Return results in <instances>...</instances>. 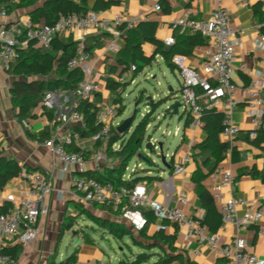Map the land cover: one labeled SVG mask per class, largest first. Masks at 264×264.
Returning <instances> with one entry per match:
<instances>
[{"label": "crops", "instance_id": "obj_1", "mask_svg": "<svg viewBox=\"0 0 264 264\" xmlns=\"http://www.w3.org/2000/svg\"><path fill=\"white\" fill-rule=\"evenodd\" d=\"M20 1L12 0L13 4L11 7H8V13L5 16L1 15V10L6 6L0 5V24L16 20L23 22L32 20L31 12L42 6L44 2V0H36L34 3L25 5L24 3H20ZM222 1L231 11L232 25L240 27L243 31L234 37V81L241 88L252 80L260 82L264 86V41L260 37L261 33L264 32L262 30L264 19L261 20L255 15V6L257 4L262 5V3L260 0H249V3L246 5L245 2L247 0ZM96 2L97 0H89L88 5L93 7ZM156 4H160L162 9L159 11L155 10ZM215 8V0H115L114 3H110L107 7L100 9L104 11V16L108 18H113L115 15L120 14L125 20H135L137 23L142 20L155 21L158 25L156 37L158 40L164 41L167 36L173 35L175 37L176 34L183 32L179 28H173V22L176 19L182 17L206 19L212 15ZM79 35V32H74L62 37L75 41ZM85 38L86 45L93 46L90 50V65L93 67L92 78L98 81L99 85V90L93 93L91 101L95 102L99 107L117 105L115 103V94L107 88V80L108 78H112L119 82H127L129 78L133 79V72L129 70L122 73L123 66L117 62V56L121 49L126 46V40L123 35L117 36L101 28L86 31ZM111 42H115L120 46V50L117 53H111L107 50V45ZM206 43L197 46L192 55L184 56L186 65L194 68L201 67L207 57L205 53ZM143 49L146 55H152L155 46L151 43H145ZM159 58L161 62L158 63L161 67V63H165L163 57L160 55L156 56L155 61ZM242 63L246 64L247 70L243 71L241 69ZM116 66V71L112 70ZM175 70H179V68ZM18 78L21 77L16 76L0 62V149L4 156L17 160L24 169L39 170L48 174L50 176L51 190L48 194L49 212L38 223L39 233L37 237L27 245H22L16 241L9 247L19 245L21 248L17 264H50L53 260L61 262L69 256L62 257L59 254L64 237L76 226L78 229H81L83 226L81 232H78V229L74 232V235L80 237L82 242L74 250L78 251L76 264H98L104 252L102 249H98L96 252L94 248L89 247L91 244L96 243L95 238L89 231L92 229L102 231L103 233L109 232L102 229L86 213L82 212V206L92 214L118 222L126 221L120 217V214L116 215L113 210L99 209L94 204L84 202L77 195L72 182L73 177L79 174V171L76 169H66L60 159L43 144L44 139L50 137L55 130L54 126L56 124L62 125V131L64 132L72 129L71 124H62L58 121V118L64 113H69L71 110H77L79 99L72 94L73 91L51 90L46 95L52 93L53 101L51 105L47 104L46 106L53 110L54 118L50 119L49 115L43 112V105L40 104L34 109L36 113L35 117L21 122L15 116L16 111L12 103L10 91L12 83ZM121 78H123V81L120 80ZM237 97L244 99L243 92H239ZM111 99L113 100V104L110 103ZM248 107L245 101L240 102L233 113L235 123L240 127V132L233 141H228L220 134L222 141L230 143V149L227 151L226 158L220 163L218 169L228 168L234 172L238 181L234 195L237 198H244L248 201V204H238L236 206V213L238 215H243L249 209L262 208L264 211V181L261 178H255L250 173L254 168L258 171H264V147L260 148L246 139L247 132L253 129ZM181 117L183 119L184 132L177 148H180L181 151L178 152L176 150L172 153L171 168H159L157 172L150 168L148 170L142 169L140 173L141 175H146V180L144 181L148 184L149 198L156 199L170 206H178L189 214L203 213L205 215L193 174L198 167L203 172L208 171V168L203 166V159L206 153L199 154L200 149L198 148V145L206 139L207 132L204 125L194 126L190 124L186 126V116L182 114ZM177 129L180 132L179 126ZM73 146L85 148L88 158L97 148L96 143L90 137L83 136ZM186 155H191L188 162H184ZM110 157V164L106 166L118 164V158L115 155H110ZM175 163L184 164L186 168L184 174L179 175L174 172L172 164ZM85 171L88 174L98 171L91 158L86 162ZM216 171L210 174L203 182L204 186L211 193L217 182ZM28 188V182L17 176L11 179L3 189L0 188V201L4 199L7 193L12 191L20 197ZM182 189L189 196V201L186 204L176 201V195ZM216 203L221 212V207L217 200ZM71 216L76 219L74 226L70 230L65 231L61 238L62 227L66 223L65 219ZM84 218H88L93 224H80L79 221ZM157 225L158 222L156 220L149 225V235H153L158 231ZM260 226L264 227V213L259 225L237 227L234 224H229L225 229H222L220 226L218 231L221 233L222 243H229L235 235H239L247 239L251 252L264 257V236L259 234ZM176 229L178 230L175 242L176 246L182 252H186L193 261L199 264H217L219 260L225 259L218 254L217 249H213L206 243L201 244L193 237H190L187 229H179L176 226L169 225L165 231L167 233H174ZM84 233L89 234L94 241L92 243L86 242L83 236ZM84 248L85 251L83 250ZM138 248V252H140L142 249ZM88 253H91L92 256L86 259L85 254ZM156 259V257H153L149 264L154 263ZM171 264H178V262Z\"/></svg>", "mask_w": 264, "mask_h": 264}, {"label": "built area", "instance_id": "obj_2", "mask_svg": "<svg viewBox=\"0 0 264 264\" xmlns=\"http://www.w3.org/2000/svg\"><path fill=\"white\" fill-rule=\"evenodd\" d=\"M216 8L209 18L194 19L182 17L173 22V28L181 31L192 30L201 33L206 38V59L200 68L190 67L185 64L183 55H176L174 63L179 67L182 77L179 89V98L182 102L183 114L192 115L191 125L203 126L201 119L204 108H215L225 114L224 129L221 134L233 141L240 132V127L235 123L234 111L240 102L248 104V111L252 118L253 129L250 138L258 135V130L264 129V95L262 83L252 80L244 87H240L233 78L235 46L234 37L242 33V29L231 23V11L222 0H215ZM261 9L264 11V0H260ZM249 0L245 2V5ZM8 7H3L1 15L8 13ZM162 9L160 4L155 5V10ZM135 20H125L120 14L113 18L104 16L101 9L89 10L86 14L71 12L61 14L54 23H35L32 20L23 22L16 20L10 23L0 24V62L10 69L12 63L18 57V50L28 49L31 41L36 45L50 48L56 37L79 32L75 41L77 50L69 60L70 68H80L84 79L78 88L72 92L77 98L91 100L93 93L99 90L98 81L92 78L93 67L90 65L91 52L86 49L85 33L92 29H104L117 36H122L123 30L131 29L136 25ZM125 26V29H122ZM261 26V25H260ZM264 41V32L261 33ZM176 39L173 35L167 36L164 43L171 46ZM107 50L117 53L120 50L115 42L107 45ZM243 71L247 70L245 63L241 64ZM136 70L133 64L130 69ZM123 81V78L120 79ZM133 81V80H132ZM198 89L200 92H198ZM243 92L244 99L237 94ZM53 101V94L49 93L44 98V104ZM117 117V105L100 107L96 119L100 127L90 138L96 143L97 148L89 158L93 160L96 169L103 172L106 165L110 164L111 157L108 153L109 139L112 135V127H118L121 122H115ZM62 124H71L72 129L62 131V125H55L51 136L44 139L43 144L65 165L66 169H76L79 174L72 179L77 195L86 203H102L119 212L120 217L134 230L140 231L149 224L145 210H151L158 222L157 230H166L169 225L179 229H187L190 237L199 243H206L218 254L227 260V264H264V257L251 252L246 238L235 235L229 243L221 242V233L210 232L203 222L204 214H189L178 206H170L166 203L151 199L148 196V184L146 181L129 186L126 183L116 187L111 182H102L98 178L86 173L85 165L88 161L87 150L82 147L70 149L76 141L82 138L80 128H86L84 114L79 110H71L59 116ZM79 128V129H77ZM118 132H120L117 129ZM179 129L174 135H179ZM151 140V138H150ZM154 147L159 149L158 141H152ZM113 150L120 148V143L112 145ZM191 155H186L188 162ZM176 174H184L186 168L183 163L172 164ZM141 163L134 165L131 171L124 175L126 181L131 179V173L139 171ZM128 170V169H127ZM217 182L212 194L220 204L222 213L221 228L225 229L229 224L237 227L259 225L263 217V209H249L243 215L236 213L238 204H248L244 198L234 195L238 184L234 172L228 168H220L215 173ZM25 179L29 188L20 197L14 191L7 193L1 205L8 204L5 212L0 213V264H17V259L6 250L12 243L18 241L22 245L29 244L38 233L40 219L49 212L48 194L51 190L50 176L39 170L22 169L19 176ZM176 201L186 204L189 196L185 190H180L176 195ZM259 234L264 236V227L260 226ZM98 264H106L99 261Z\"/></svg>", "mask_w": 264, "mask_h": 264}, {"label": "trees", "instance_id": "obj_3", "mask_svg": "<svg viewBox=\"0 0 264 264\" xmlns=\"http://www.w3.org/2000/svg\"><path fill=\"white\" fill-rule=\"evenodd\" d=\"M36 0H21L20 3L29 5ZM89 0H44L43 5L31 12L32 21L35 23L52 24L61 14L71 12H79L86 14L90 9H100L107 7L115 0H97L93 7L88 5ZM162 2V1H161ZM99 3H103L100 4ZM12 0H0V5L6 7L12 6ZM255 15L261 20L264 18V11L261 10V5L255 6ZM43 20V22H42ZM157 23L151 20H142L133 28L123 30V36L126 40V46L121 49L117 56L118 64L123 66L122 73L131 69L133 64L136 65V70L133 71L134 80L145 66L152 65L156 56L160 55L164 59V63L173 71L179 68L173 61L176 55L188 56L192 55L194 49L199 45L206 43V38L201 33L192 30H186L175 35V43L167 46L164 41L158 40L156 37ZM125 26H122V29ZM264 30V26H262ZM151 43L155 46L152 55H146L143 45ZM68 44L67 50L63 53L64 46ZM78 47L77 41L73 39H65L64 37H56L50 48H45L36 45L35 41L30 42L28 49H19L18 57L12 63L10 70L21 78L16 79L10 88L12 103L15 108L16 118L23 122L29 118L36 116L35 108L38 105H43V112L49 115L50 119L54 118L53 110L49 109L44 104V97L48 91L60 89L65 91H75L79 84L84 79V74L80 68H70L69 60L74 56ZM93 46L86 45L87 50H91ZM117 66L112 68L116 71ZM127 82H119L112 78L107 80V88L115 94V103L117 96L121 95L127 87ZM198 92L200 90L198 89ZM144 98V97H143ZM170 96H165L151 103V110L147 112L141 121L130 131V128L123 133L118 132V127H112V135L109 139L108 153L115 155L118 158V164L114 166H106L104 171L90 172L102 182H111L116 187L126 183L133 186L135 183L146 180V175H141L140 170L131 173V179L126 181L123 177L127 173V169L131 160L142 148L147 126L154 120L155 112L160 108ZM99 106L91 101L80 99L77 105V110L84 114L86 120V128H77L83 137H90L98 131L100 123L96 119ZM201 119L204 128L207 132L206 139L198 145L200 153H206L203 159V166L208 168L207 172H203L201 168H197L193 174V179L196 182V189L202 202V207L205 210L203 222L209 227L211 232H217L222 225V213L217 207L216 199L213 194L204 186V180L214 173L220 163L226 158V153L230 149V143L224 142L220 138V134L224 129L225 114L219 110L212 108H204ZM124 121L121 122V124ZM193 122L192 115L186 116L185 125L189 126ZM29 133V132H28ZM246 139L254 145L264 147V129L258 130V135L250 138V131L246 134ZM116 142L120 143V148L113 150L112 145ZM72 150L77 149L73 145ZM235 151V149H233ZM153 163V162H152ZM23 167L17 160L6 157L0 149V188H4L6 184L13 178L19 176ZM31 171V169H27ZM250 173L255 178H261L264 181V171L253 169ZM99 209H107L112 211L110 206L102 203L94 204ZM8 204L0 205V213L5 212ZM114 211V210H113ZM82 212L86 213L98 226L108 231L114 236L117 241H122L124 237H129L135 246L142 250L135 255L134 259H120L118 264H149L153 257L156 261L152 264H199L193 261L186 252H182L175 244L178 230L174 233H167L165 230H158L153 235L148 234L149 225L155 222V217L151 210H145L144 213L149 219V224L146 228L136 231L126 222H118L100 215L92 214L88 209L82 206ZM117 215L119 212L114 211ZM61 231V238L65 231L70 230L74 226L75 217L65 219ZM139 233V236L136 235ZM86 242L92 243L94 240L89 234H83ZM16 259L20 254V246L7 247ZM78 251H74L66 259L61 262L53 260L50 264H76L78 260ZM225 261V262H224ZM217 264H227V260H219Z\"/></svg>", "mask_w": 264, "mask_h": 264}, {"label": "rangeland", "instance_id": "obj_4", "mask_svg": "<svg viewBox=\"0 0 264 264\" xmlns=\"http://www.w3.org/2000/svg\"><path fill=\"white\" fill-rule=\"evenodd\" d=\"M158 62H161L160 58L154 61L152 65L145 66L133 81L129 78L127 80L128 84L126 89L121 95L117 96V117L115 122L131 120V125L129 127L130 131L133 130L143 116L151 110V103L147 102L146 99L148 96H152L154 101H157L165 95H168L169 87H172L175 91H178L181 87L182 77L179 70L173 71L162 63L160 67ZM110 103L113 104L112 99ZM163 109L164 105L156 110L154 120L147 126L145 142L140 149V153H143L146 158H139L136 155L129 164L128 172L138 163H141V167H139L140 170H148L150 168L157 172L159 168H165L159 156L160 149L150 151L145 148L146 142L150 138L151 141H158V143L163 142L164 153L167 154L168 160L173 152L176 150H178V152L181 151L180 148H177L184 132L183 119L181 117L183 107H180V114L172 116L164 115ZM178 126L180 127V132L179 135L176 136L174 132ZM123 132L124 131L121 133ZM148 158L154 163H150ZM89 221L88 218H84L81 219L79 223H90L92 225V221ZM82 227L78 229L76 226L64 237L59 249V254L62 255V257L70 255L82 244L81 238L74 235L75 230L78 229V232H81ZM89 232L96 240V243L91 244L89 247L94 248L96 252L98 249H102L104 253L100 261L106 264H118L120 259H134L139 251V248L135 246L132 240L127 236L124 237L122 241H117V239L109 233H103L102 231H95L92 229ZM136 235L139 236V233H136ZM83 250L85 251V248ZM91 256V253L85 254L86 259L91 258Z\"/></svg>", "mask_w": 264, "mask_h": 264}, {"label": "water", "instance_id": "obj_5", "mask_svg": "<svg viewBox=\"0 0 264 264\" xmlns=\"http://www.w3.org/2000/svg\"><path fill=\"white\" fill-rule=\"evenodd\" d=\"M68 46H69L68 44H66L64 46L63 53L66 52ZM178 95H179V90L175 91L172 87H169V93H168V95H165V96H170V99L167 100L163 104L164 105V109H163L164 110V115L172 116V115L180 114V107L182 106V102H181V100L179 98H177ZM146 99H147V102H149V103H153L154 102V99H153L152 96H148ZM182 114H181V116H182ZM130 125H131V120L124 121L122 124H120V126L118 127V130L120 132L125 131V130H127L130 127ZM144 142H145V137H144V141H143L142 146L144 145ZM145 148L149 149L150 151H155L156 150V148L154 147V143L150 139L146 142ZM159 149H160L159 156H160V159H161L164 167L171 168L170 161H171L172 155H171L170 159L168 160L167 154L164 153V148H163V143L162 142L159 143ZM136 155L139 158H146L143 153H140V151ZM148 160H149L150 163L152 162L149 158H148Z\"/></svg>", "mask_w": 264, "mask_h": 264}]
</instances>
